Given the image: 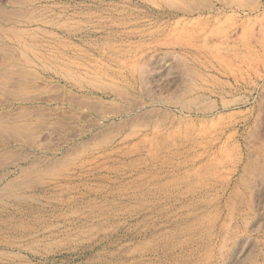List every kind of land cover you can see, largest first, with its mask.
<instances>
[{
  "label": "rangeland",
  "instance_id": "374dc122",
  "mask_svg": "<svg viewBox=\"0 0 264 264\" xmlns=\"http://www.w3.org/2000/svg\"><path fill=\"white\" fill-rule=\"evenodd\" d=\"M0 264H264V0H0Z\"/></svg>",
  "mask_w": 264,
  "mask_h": 264
}]
</instances>
